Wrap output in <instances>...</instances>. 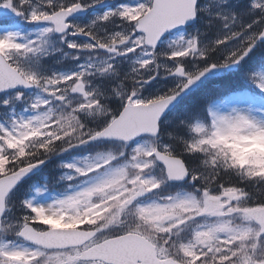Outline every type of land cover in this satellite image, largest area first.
I'll use <instances>...</instances> for the list:
<instances>
[{"label": "snow or ice", "instance_id": "snow-or-ice-1", "mask_svg": "<svg viewBox=\"0 0 264 264\" xmlns=\"http://www.w3.org/2000/svg\"><path fill=\"white\" fill-rule=\"evenodd\" d=\"M0 264H264V0H0Z\"/></svg>", "mask_w": 264, "mask_h": 264}, {"label": "trees", "instance_id": "trees-1", "mask_svg": "<svg viewBox=\"0 0 264 264\" xmlns=\"http://www.w3.org/2000/svg\"><path fill=\"white\" fill-rule=\"evenodd\" d=\"M258 71V69H257ZM55 171V165H51L49 169L46 170V173L52 177L53 172Z\"/></svg>", "mask_w": 264, "mask_h": 264}, {"label": "rangeland", "instance_id": "rangeland-1", "mask_svg": "<svg viewBox=\"0 0 264 264\" xmlns=\"http://www.w3.org/2000/svg\"><path fill=\"white\" fill-rule=\"evenodd\" d=\"M258 71H260V69L258 70ZM41 179H43V181H40V182H38L39 181V178H34V180L36 181V182H38V183H43L46 179H49L48 177H43L42 175H41Z\"/></svg>", "mask_w": 264, "mask_h": 264}]
</instances>
